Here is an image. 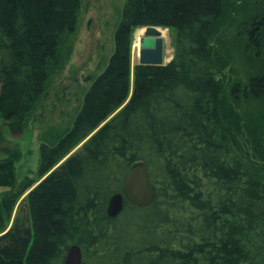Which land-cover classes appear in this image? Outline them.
<instances>
[{
	"label": "trees",
	"instance_id": "1",
	"mask_svg": "<svg viewBox=\"0 0 264 264\" xmlns=\"http://www.w3.org/2000/svg\"><path fill=\"white\" fill-rule=\"evenodd\" d=\"M80 7L0 0V264H64L72 244L87 264H264V0H124L106 65L21 177L5 129L24 131ZM148 25L173 55L131 69ZM139 160L152 200L108 216Z\"/></svg>",
	"mask_w": 264,
	"mask_h": 264
},
{
	"label": "rangeland",
	"instance_id": "2",
	"mask_svg": "<svg viewBox=\"0 0 264 264\" xmlns=\"http://www.w3.org/2000/svg\"><path fill=\"white\" fill-rule=\"evenodd\" d=\"M123 3L124 0H81L77 29L62 55L60 67L51 74L45 93L29 116L27 126L17 136L10 135L5 129L7 137L19 145L20 157L15 162V169L21 177L27 175L38 180L42 138L73 119L90 85L89 79L106 65L114 49V31L121 17ZM157 27L162 32L166 63L173 55L172 32L168 28ZM143 31L144 27L132 29L131 69L138 62L139 45L135 43L136 40L139 43ZM240 63L243 65L235 64L234 67L243 71L245 64ZM224 74L231 76L229 69Z\"/></svg>",
	"mask_w": 264,
	"mask_h": 264
},
{
	"label": "water",
	"instance_id": "3",
	"mask_svg": "<svg viewBox=\"0 0 264 264\" xmlns=\"http://www.w3.org/2000/svg\"><path fill=\"white\" fill-rule=\"evenodd\" d=\"M138 64H164L162 32L157 26H144L138 44ZM153 189L149 183L147 168L142 160L133 162L124 179L122 193H115L108 201L107 215L117 216L123 209L124 197L131 203L144 206L153 198ZM64 264H87L82 260L81 249L77 244L68 247Z\"/></svg>",
	"mask_w": 264,
	"mask_h": 264
},
{
	"label": "bare ground",
	"instance_id": "4",
	"mask_svg": "<svg viewBox=\"0 0 264 264\" xmlns=\"http://www.w3.org/2000/svg\"><path fill=\"white\" fill-rule=\"evenodd\" d=\"M163 35H164V34H163ZM135 44H137L136 46H138V44H139V43H138V40H136V43H135ZM137 48H138V47H137Z\"/></svg>",
	"mask_w": 264,
	"mask_h": 264
}]
</instances>
